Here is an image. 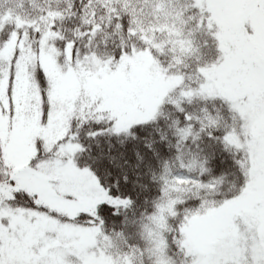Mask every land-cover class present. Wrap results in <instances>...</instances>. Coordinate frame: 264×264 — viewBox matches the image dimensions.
<instances>
[{"label": "snow or ice", "instance_id": "1", "mask_svg": "<svg viewBox=\"0 0 264 264\" xmlns=\"http://www.w3.org/2000/svg\"><path fill=\"white\" fill-rule=\"evenodd\" d=\"M0 264H264V0H0Z\"/></svg>", "mask_w": 264, "mask_h": 264}]
</instances>
